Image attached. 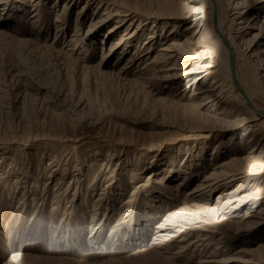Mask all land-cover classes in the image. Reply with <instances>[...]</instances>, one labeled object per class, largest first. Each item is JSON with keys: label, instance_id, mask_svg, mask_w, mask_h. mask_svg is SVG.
<instances>
[{"label": "rangeland", "instance_id": "rangeland-1", "mask_svg": "<svg viewBox=\"0 0 264 264\" xmlns=\"http://www.w3.org/2000/svg\"><path fill=\"white\" fill-rule=\"evenodd\" d=\"M64 2L41 0L39 25L48 22L46 30L31 28L28 12L27 18L20 16L19 5L26 6V0H0V31L8 29L15 39L35 37L40 44L34 49L16 44L0 48V264H195L203 255L218 258L209 264H264V245H259L264 243V190L257 192L264 187V172L204 180L232 154H248L252 146L255 162L246 165L264 162V115L251 120L255 110L240 104L242 98L224 65L201 49L195 53L204 58L195 56L184 69L197 62L216 63L207 68L221 83L214 95L221 94L219 107L232 110L231 116L209 112L198 105L205 100L192 94L212 80L203 78L206 66L184 81L159 79L152 86L137 82L135 65L121 68L136 42L144 43L149 32L157 40L151 42L153 53L161 38L183 40L199 27L205 26L207 37H212L209 10L192 13L195 3L180 5L175 0H102L103 6L92 1L84 7L85 0H75L63 8ZM255 2L241 18L256 16L254 28L242 32L229 19L226 25L237 35L235 48L246 90L252 93L255 87L264 93V71L259 68L264 58V0ZM224 5L227 9V0ZM115 10L128 13L110 16ZM6 11H13L11 20L2 18ZM58 13L67 31L56 36ZM93 16L109 18L95 24ZM21 18L29 22L16 25L23 34L15 28ZM75 29L83 32L87 51L79 47L72 56L58 54L70 47ZM129 30L137 33L132 46L117 45L115 53L101 61ZM256 33L257 40L247 49ZM84 53L85 61L76 58ZM254 99L264 106V95ZM204 182L215 189L209 191V186L194 199L206 206L195 216L201 220L197 225L210 234L203 244L206 250L202 254L192 247L169 258L186 239L206 231L198 228L185 241L157 247L151 242L156 225L184 198L162 209L159 203L173 202L178 191L177 198L181 193L187 198L188 190ZM247 194L249 200L234 211L223 204ZM56 196L63 200L62 211L73 207L77 215L52 208ZM253 211L258 216L246 218Z\"/></svg>", "mask_w": 264, "mask_h": 264}, {"label": "bare ground", "instance_id": "bare-ground-1", "mask_svg": "<svg viewBox=\"0 0 264 264\" xmlns=\"http://www.w3.org/2000/svg\"><path fill=\"white\" fill-rule=\"evenodd\" d=\"M92 1H97L98 2L97 6H103L102 0H85L83 7L86 6L87 3L89 4ZM175 1L178 2V4H180V5L187 4L186 1L195 3L197 6H195V8L192 7L193 8L192 13H196V14L198 13L199 14V13L203 12L204 10H209L210 15H211V22H212V32H213L212 37H210V38L207 37V34L205 32V28H206L205 26L203 28L199 27V28H196L193 31H191L189 33V36H186L183 40L179 37H174L170 41H169V39H165L166 37L161 38L160 40H163V42L160 43L157 50L153 53L154 48H153L151 42L156 43L157 40H155V42H154L153 39H154L155 33L149 32L148 37L144 43L139 44L138 41L136 42L135 49L132 50L133 52L127 56L126 65H123L121 68H127V66H129V65H135L134 73L137 75V78L139 80L137 82H139L142 86H152V85H154V83H156V80L158 81L159 79L160 80H166L167 82H170L173 84L175 82H178L181 80L184 81L187 78H190L192 76L193 72L199 73L200 72L199 70L204 69L205 66H206V69H204V70H207V68H209L210 66L216 65V63H214V65H213V63H211L212 60H210V63H207L206 65L200 64L201 62H197L194 65V67H192L190 69H186V70L184 69L185 68L184 66L188 62L191 63L190 60L192 58H194L195 56L196 57L199 56L202 59L204 58L203 57L204 55H197L195 53L197 49H201L200 51L202 54L208 53L212 57V59H217L218 61H220L222 63V65H224V70H225L228 78L230 79L232 87H235V89L238 91V93L240 94V96L242 98L241 99L242 103H240V104H242V105L245 104L246 106L251 107L252 109L255 110L253 117H250V118H252L251 120H260L261 118H263L264 106L257 104L254 97H255V95L262 97L264 95V93L260 89H255V87L253 88L252 93H249L246 90V88H245L246 83H244L243 78H242V73L240 72L241 70L239 69L240 53H238L237 49L235 48L236 43H237V40H236L237 35L233 34V32H231L228 29V26L226 25L227 20L229 19V21L231 23H234V25H237L238 29L241 30L242 32L248 30L249 28H254L253 27L254 23H252V21L255 20L256 16L255 17L250 16V18H246L244 20H241V18H244L247 15V12L249 11V9H251V7H254L255 4H257L256 3L257 1L255 2V0H238V2L236 4L231 5L233 0H227L228 1L227 9H225L226 7L224 5V0H175ZM24 2H25V0H24ZM40 2H41V0H26V3H27L26 6H24L23 4L19 5V8H20L19 13H20V16L22 18L28 17V16H26V12H28L30 14L29 18L32 19V23H33V24L30 23V26H32L31 28L37 29L38 26H40L42 29L47 30L49 27L48 22L46 25L45 24L39 25V23H42L41 22V11L43 8L41 6ZM253 2H255V3H253ZM67 3L68 4L69 3H75V0H65L63 8H66ZM31 9H32V12L30 11ZM21 10H24V11H21ZM107 12H108V10H104L103 14H106ZM127 13H128V10H120V11L115 10L111 13L110 16H116V15H122L123 16V15H126ZM10 14H13V11H6L3 13L2 18L11 20ZM60 16L58 13L56 18L54 19L55 27L57 30V32L55 34L56 36H57L58 32L62 31L63 33H65L67 31V29H66V27H67L66 23L67 22L65 20L61 19ZM22 18L17 20V22H16L17 24H15V28L18 30L20 28H17L16 25L18 26L20 24V26L23 25V27H24V26L29 24V22L26 19L23 20ZM106 18H109V16H104V18L103 17L98 18L96 16L95 17L93 16V18L91 20L94 23L96 22L95 24H100ZM121 20L122 19H120V21ZM203 25H205V24H203ZM234 28H235V26H234ZM1 29L2 30L0 31V48L9 49V46H11V44L12 45H15V44L16 45H24V47H29L31 49H34L35 47L40 46L39 43L37 44L35 42V39H34L35 37L22 35L19 38L15 39L14 36H9V33H7L8 29H3V28H1ZM109 30L113 31V30H115V27L112 26V27H110ZM176 30H178V29H174V31H176ZM19 31L21 32V30H19ZM36 32H37V30H36ZM262 32L264 33V31H262ZM21 33L23 34V32H21ZM81 34H83V32H81L78 29H75L69 38L70 43H68V45H70V47H68L65 50L59 49L57 51L58 54H63L66 56H72L73 52H75L76 49H79V47L81 49L84 48L85 41H84V38L81 37ZM136 34H137L136 30H133V31L129 30V31L122 32L120 34L119 38L116 39V42L114 43V45L112 44L110 46L109 51L104 53L101 61L104 60V57L106 56V54H109V56L111 54H114L115 53L114 50L116 49L117 45H120V46L130 45L136 39L135 38ZM56 36H55V38H56ZM260 36H262V35L260 34ZM257 37H258V33H256V35L252 36L251 39H249V42H248L249 44H248L247 49L252 48L251 45ZM33 45H35V46H33ZM43 45L45 47H48V48L50 47L49 46L50 44H47V43H45ZM71 45H74V46L71 47ZM130 46H132V45H130ZM87 49H88V47L86 49L84 48V50H86V51H87ZM53 50L56 51L55 48H53ZM251 50L252 49H249L248 51H251ZM126 52H129V51H126ZM258 52H260V51H258ZM87 53H84V56H82V57H76V58L77 59L80 58L81 61H85L84 59H86ZM231 53L234 56V73L232 72L231 67H230V55H231ZM256 54H259V53H256ZM246 55H249V54L246 53ZM263 60H264V58L261 60V64H260L261 67H259V68L263 69V71H264ZM214 61L216 62V60H213V62ZM214 72L215 71L211 70V69L207 70L204 73V76L203 75L202 76H203L204 80L207 78L208 79L212 78V80L211 81L209 80L210 82H208V83H204V84L201 83L197 87L198 89L196 91H194L192 94H194L195 98H202L205 100V101H201L200 103H198V105L201 107H204L209 112L214 111V113H216V114L231 116L230 114L232 113V110H227L225 108L219 107V102L223 98V97H220L221 94L218 93L219 95H214L215 90L218 89V87L221 85L220 82L215 80ZM262 74H264V72ZM200 77H201V75H200ZM202 82H204V81H202ZM235 82L237 85H239L240 88L243 89L244 92L246 91L245 92L246 96L243 95L239 89H237V87L235 86ZM186 83H189V82L186 81ZM189 97H191V96H189ZM201 107H199V108H201ZM244 118L245 117H243L241 119H244ZM234 121H236V120H234ZM254 136H255V134L253 132L250 140H253ZM255 148L256 147L252 146L250 151L248 152V154L247 153L242 154V155L240 153L232 154L229 157V159L225 160L221 165H218L220 167H217V168L211 170L210 174H206L204 180H207L208 182H209V180L217 181V180H220V178H222V176L224 177V175L234 176L235 174H238V173H263L264 172V164H263L264 162L261 164H258V165H254V166L253 165L252 166L246 165V164L255 162L254 159L256 157V154H253L254 150H256ZM259 152H261V151H259ZM262 155H264V151H262ZM224 168H226V169L224 170ZM151 175L152 174H150V177H151ZM170 179H172V178H170ZM208 182H206V183H208ZM209 186H210L209 189H212L209 191L215 190L211 186V183L205 184V182L199 183V186H196L195 188L188 190V195H189V197H187L189 199L188 201H186L187 195L185 196V194L183 195L182 193L180 194V198L179 197L177 198V196H179V191L174 195L172 194L174 196L172 198L173 202L169 201L170 199L169 200L166 199V201L164 199L165 202L160 201L159 207L162 209V207L165 204H169V205L173 204L174 205L175 202H177V200L184 198V199H182V200H184V201H182V203H183L182 205H180L178 208H174V209L169 208L170 210L165 214L164 218L156 225L158 228H157L156 232L154 233L153 240L151 241L154 245H156L157 247H160V248L164 247V245H168V247H169V246H171V244L176 242V240L180 239L181 242L185 241V239L190 234V232H194L195 230H198V228H200L198 226L199 224L197 225V223L201 220L198 219L199 217H195V216H196L198 209L204 208L206 206H205V204L204 205L200 204L199 202H197L194 199L200 196V191L204 190L205 188H207ZM263 190H264V187H258L257 192L263 191ZM247 196H249V195L247 194V195H242L240 197H234L232 199L230 198V199H227L226 201H224L223 204L225 205V207L227 208V210L229 212L234 211L236 208H239L240 206H242L245 202H247L249 200L248 198H246ZM23 198H24V196H23ZM99 198H101V197H99ZM127 201L129 202L130 200H127ZM253 202H256V201H253ZM71 205L72 204H66V206H71ZM169 205H167V206H169ZM61 206H64L63 200H62V198L56 196V198H54L52 201V208L60 209ZM62 212H64V213L68 212L70 214H74V216L77 215L75 213V208H73V207H71V210L69 208H65V210ZM217 212H218V210H217ZM122 214H124V216L129 215L128 212H124ZM256 216H258L257 213H255V211H253V212L247 213L246 218L247 217H256ZM251 219L252 218H250L248 221H250ZM252 222H253V220H252ZM129 224L131 227L133 226L132 222H130ZM201 230L206 231L207 229L206 228H200V231ZM195 232H197V231H195ZM94 233H96V230ZM197 234H198L197 238L186 239L187 241L184 242V245L182 248H179L178 250L174 251V254L167 255V256L169 258H177L182 253L187 251L188 248H192V247H193V250L198 249V251H202V254H203V251L206 250V249H204L206 247H203L204 241L210 240V234H208L207 231L206 232H197ZM259 245H264V243H260ZM2 248L5 249L4 246ZM162 252L169 253L168 249H163ZM16 256H19V254ZM217 259L213 258L212 255H203L196 260L195 264H209V263L215 262ZM222 260H225V258H223ZM222 260H220V261H222Z\"/></svg>", "mask_w": 264, "mask_h": 264}, {"label": "water", "instance_id": "water-1", "mask_svg": "<svg viewBox=\"0 0 264 264\" xmlns=\"http://www.w3.org/2000/svg\"><path fill=\"white\" fill-rule=\"evenodd\" d=\"M230 67H231L232 72L234 73V56L232 53L230 55ZM235 86L237 87V89H239L242 92L243 95H245V92L243 91V89L240 88L239 85L236 84V82H235ZM263 113H264V111H263Z\"/></svg>", "mask_w": 264, "mask_h": 264}]
</instances>
